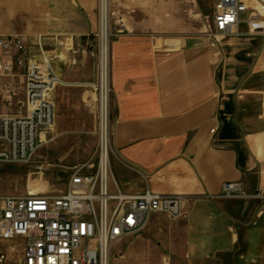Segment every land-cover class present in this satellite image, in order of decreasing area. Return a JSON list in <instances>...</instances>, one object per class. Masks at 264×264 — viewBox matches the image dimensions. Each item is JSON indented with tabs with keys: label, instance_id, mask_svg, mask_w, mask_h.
<instances>
[{
	"label": "crops",
	"instance_id": "0c3cea01",
	"mask_svg": "<svg viewBox=\"0 0 264 264\" xmlns=\"http://www.w3.org/2000/svg\"><path fill=\"white\" fill-rule=\"evenodd\" d=\"M96 8L97 0H0V37L21 38L28 60L50 59L57 78L92 102ZM111 8L125 26L110 42L112 177L125 195L180 196L182 216L151 214L142 232L113 246L110 264H264V201L221 196L225 183L264 192V34L242 23L213 40L211 0H111ZM22 72L14 67L2 82L21 88ZM24 245L0 241L3 264H24Z\"/></svg>",
	"mask_w": 264,
	"mask_h": 264
},
{
	"label": "built area",
	"instance_id": "2783aa9c",
	"mask_svg": "<svg viewBox=\"0 0 264 264\" xmlns=\"http://www.w3.org/2000/svg\"><path fill=\"white\" fill-rule=\"evenodd\" d=\"M214 13L207 36L220 41L238 34L245 23L264 34V0H211ZM98 27L89 49L96 60V81L91 88L97 103L104 101L99 117L98 153L94 162L74 169L65 192L35 196H0V241L25 242L24 264H110L113 246L144 230L151 214L162 212L171 220L182 216L180 196H160L146 191L125 195L110 169V42L125 30L110 11V0H97ZM244 16V20L242 17ZM39 48V47H38ZM21 69L24 84L11 87L2 81ZM61 84L50 59L32 61L17 36L0 37V88L2 102L13 114L0 115V170L27 163L42 144L41 135L54 122L50 93ZM115 192H111L110 187ZM221 196L264 201V192L245 195L240 183H225ZM6 261L0 255V264Z\"/></svg>",
	"mask_w": 264,
	"mask_h": 264
},
{
	"label": "rangeland",
	"instance_id": "374dc122",
	"mask_svg": "<svg viewBox=\"0 0 264 264\" xmlns=\"http://www.w3.org/2000/svg\"><path fill=\"white\" fill-rule=\"evenodd\" d=\"M110 11L114 15L111 0ZM91 59L95 66V76L87 82L86 87L93 90L90 85L96 81L97 67L93 54ZM61 81L63 84L59 88L62 90L56 102V114L51 128L41 135L44 137L41 139L43 142L27 163L6 166L0 170V196L25 197L65 192L74 169L96 160L100 105L98 117L99 102L95 92L92 102L80 100L73 92V86ZM4 111L0 104V113ZM108 115L110 120V98Z\"/></svg>",
	"mask_w": 264,
	"mask_h": 264
},
{
	"label": "bare ground",
	"instance_id": "6f19581e",
	"mask_svg": "<svg viewBox=\"0 0 264 264\" xmlns=\"http://www.w3.org/2000/svg\"><path fill=\"white\" fill-rule=\"evenodd\" d=\"M99 105H100V117H101V120H104V108H105V105H104V101L100 102L99 101ZM41 139H44L43 136H41Z\"/></svg>",
	"mask_w": 264,
	"mask_h": 264
}]
</instances>
